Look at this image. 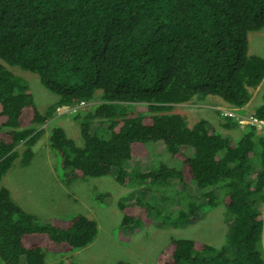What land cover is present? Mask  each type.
Masks as SVG:
<instances>
[{
	"label": "trees",
	"instance_id": "1",
	"mask_svg": "<svg viewBox=\"0 0 264 264\" xmlns=\"http://www.w3.org/2000/svg\"><path fill=\"white\" fill-rule=\"evenodd\" d=\"M263 26L264 0H0V263L77 264L67 256L94 240L93 218L74 213L37 222L1 184L16 160L30 162L58 106L90 103L70 114L81 144L60 126L46 133L63 177L113 172L120 184L174 178L210 205L223 191L227 243L170 237L156 264H264V134L249 126L231 138L204 118L188 125L174 110L210 95L242 109L264 76V58L248 53L247 34ZM12 67L36 73L55 95L44 111ZM260 99L253 116L264 119V92ZM237 125L232 117L222 123ZM157 141L180 167L123 166L149 157ZM181 203L176 221L199 206L192 197ZM144 204L117 200L120 229L147 211Z\"/></svg>",
	"mask_w": 264,
	"mask_h": 264
},
{
	"label": "rangeland",
	"instance_id": "2",
	"mask_svg": "<svg viewBox=\"0 0 264 264\" xmlns=\"http://www.w3.org/2000/svg\"><path fill=\"white\" fill-rule=\"evenodd\" d=\"M247 41L248 53L264 58V26L259 30L249 31ZM10 70L27 82L38 109L44 111L54 100L55 95L41 85L36 73L16 67ZM263 91L264 79L258 89H252L251 101L242 109L246 115L253 113V106L261 102L260 96ZM89 105L90 103L81 105L80 109H87ZM222 108L227 109L228 105L218 97L210 95L201 102L180 104L174 110L186 116L188 125L204 118L222 135L239 137L242 128L222 126L224 117L219 114ZM66 113L68 112L55 111L53 118L44 124L43 128L47 133L52 126H60L77 145L81 144L77 125ZM46 133L33 145L34 155L30 162L23 166L16 160L4 174L1 184L9 189L12 199L23 210L36 217L37 222H44L51 216H68L74 213L85 214L96 221L97 234L94 240L72 253V257L68 255V259L72 258L77 264H115L119 260L130 264H156L157 255L170 237L189 238L215 248L227 243L226 235L230 222L226 218V210L221 202L222 190L215 192L216 203L210 205L205 197L195 194L193 188L188 190L176 184L174 178H169L163 183L158 181L151 183L146 180L141 183L136 181L132 184H120L114 179L113 172L107 176L83 179L63 177L57 157L47 145ZM153 148L154 151L150 152L149 157L131 158L125 161L123 166L127 170L138 169L136 171L140 172L162 163L180 167V162L170 157L162 142H155ZM186 151L191 154L189 149ZM205 190L209 189H203ZM181 196L185 203L191 197L195 198L199 206L193 213L176 221L174 219L177 216V209L183 207ZM120 198L129 205L136 204L137 200L143 205L148 204L147 211L146 208L142 209L140 218L138 217L132 226L122 229L121 213L117 207V200ZM143 214H148L147 219H142L145 217ZM117 230L120 231L121 239L127 240H119ZM259 247L264 254V207ZM51 258V255H47L46 262L48 263Z\"/></svg>",
	"mask_w": 264,
	"mask_h": 264
},
{
	"label": "built area",
	"instance_id": "3",
	"mask_svg": "<svg viewBox=\"0 0 264 264\" xmlns=\"http://www.w3.org/2000/svg\"><path fill=\"white\" fill-rule=\"evenodd\" d=\"M57 111L60 110H64V111H71V109H69L68 107H58L56 109ZM220 115L222 117H232L240 127H244V126H256L257 129H259L260 131H264V120L257 118L253 115H246L243 114L241 112L238 111V109L236 108H232V107H228L226 108H222L220 110Z\"/></svg>",
	"mask_w": 264,
	"mask_h": 264
},
{
	"label": "clouds",
	"instance_id": "4",
	"mask_svg": "<svg viewBox=\"0 0 264 264\" xmlns=\"http://www.w3.org/2000/svg\"><path fill=\"white\" fill-rule=\"evenodd\" d=\"M251 98V97H250ZM82 104H79L78 106H66V105H62V106H64V107H68L69 109H71V111H66V112H68V113H66V114H68V115H70L71 113H73L78 107H80ZM62 106H58V107H62ZM57 107V108H58ZM229 107V106H228ZM56 108V109H57ZM232 108H235V107H232ZM236 109H238V108H236ZM242 109H243V107H242ZM242 109H238V111L239 112H241V113H243V114H245L244 112H243V110ZM57 111V110H56ZM61 111H64V110H61ZM219 114H220V112H219ZM249 115H253V113H251V114H249ZM224 118H227V117H224ZM260 119H262V118H260ZM264 120V119H263ZM237 123V122H236ZM238 124V123H237ZM240 129H241V132H242V130H245L247 127H249V126H251V125H248V126H244V127H240L239 125H237ZM253 128H255V130H256V132L257 133H262V134H264V131H260L259 129H257L256 128V126H253ZM241 134V133H240ZM240 136V135H239ZM187 152V151H186Z\"/></svg>",
	"mask_w": 264,
	"mask_h": 264
},
{
	"label": "crops",
	"instance_id": "5",
	"mask_svg": "<svg viewBox=\"0 0 264 264\" xmlns=\"http://www.w3.org/2000/svg\"><path fill=\"white\" fill-rule=\"evenodd\" d=\"M263 79H264V76H263L262 80H263ZM262 80L260 81L259 85H258L254 90L258 89V87L261 85ZM263 92H264V91H263ZM263 92H262V93H263ZM251 98H252V95H251ZM251 98L249 99V101H248L247 103H249V102L251 101ZM247 103H246V104H247ZM259 103H260V102H259ZM246 104H245V105H246ZM245 105H244V106H245ZM244 106H243V107H244ZM253 107H254V106H253ZM253 110H254V109H253ZM244 113H245V112H244ZM246 114H247V113H246Z\"/></svg>",
	"mask_w": 264,
	"mask_h": 264
}]
</instances>
